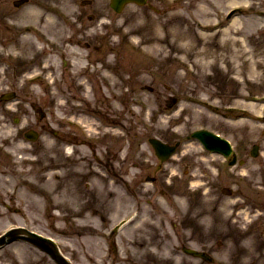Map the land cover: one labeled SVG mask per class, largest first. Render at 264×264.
I'll return each mask as SVG.
<instances>
[{
	"label": "rangeland",
	"instance_id": "rangeland-1",
	"mask_svg": "<svg viewBox=\"0 0 264 264\" xmlns=\"http://www.w3.org/2000/svg\"><path fill=\"white\" fill-rule=\"evenodd\" d=\"M81 1H67L76 10L75 14H84L81 21L75 16L62 19L58 16L66 36L82 37V42L98 45L99 50L93 53L101 59L105 55L116 59L110 64L115 63V73H110L119 82L124 78L127 81L116 94L120 96L117 98L120 111L129 121L126 133L118 129L104 133L106 141H111L112 149H116L115 154L122 149L120 155L127 158L123 165L128 169L119 168L114 184L105 183L101 176L84 180L90 186L95 185L98 198L102 197L100 202L104 201L102 195L107 190L104 186L114 185L110 197L105 199L111 198L118 214L111 224L104 225L105 230L125 217L135 201H142V208L147 210V202L159 204L155 207L163 213L170 211L165 203L171 202L178 211L192 216L193 220L187 223L194 222L198 234L213 238L214 246L220 242L217 249L222 257H230V252L236 250L245 256L240 259L243 264H264V118L260 119L264 117V15H259V11H264V0H148L157 12L147 6L130 4L120 14L110 10L109 0H90L89 5H82ZM232 1L237 5H227ZM67 2L45 0L42 4L46 9L57 4L62 7ZM88 15L94 17L90 19ZM35 16L39 21L44 15L37 11ZM44 17V25L50 26L47 29L51 31L53 25L48 21L52 18ZM68 20L74 21L79 34L68 26ZM234 20L238 24L230 27ZM81 24H85L84 32ZM102 75L101 84L99 81L102 89L106 88L103 77L116 86V79ZM143 86L152 87L153 92L142 90ZM63 88H69L66 76ZM31 89L28 101L43 98L40 88ZM67 96L65 92L61 97L78 109V102ZM171 97L177 103L167 108ZM3 127L5 169L0 176V203L17 209L18 214L0 207V232L8 225H21L53 237L61 253L74 264H102L104 259L109 262L111 258L105 254V232L100 225L90 221L81 224L78 220L71 224V218L79 212L76 203L81 200L80 193L84 192L82 176L88 175L86 171L91 163L88 148H71L75 155L65 159L60 143L48 145L42 140L28 144L17 139L12 121ZM202 129L219 133L233 146H239L242 155L245 154L239 156L243 165L230 168L221 156L205 151L191 137ZM150 137L179 143L176 154L161 163L147 143ZM254 143L259 145L260 152L251 158L249 150ZM91 169L98 175L95 168ZM144 175L158 178V183L153 185L156 188L144 182ZM17 179L32 180L34 187L30 189L39 188L40 197L34 202L27 199V187L16 182ZM128 179L132 180L133 189L143 188L136 192L135 199L133 192L124 190ZM224 187L233 196L221 194ZM46 191L58 203L53 218L49 206L45 208L42 201ZM248 200L258 204L257 211L250 213L244 207ZM238 206L242 207L236 211ZM167 219L177 222L170 213ZM144 224L151 225L149 221ZM126 227L117 233L118 239L122 235L127 239L132 233ZM163 233L164 239H168L169 226ZM166 245L164 242L165 250ZM28 262L53 264L43 253L22 242L0 250V264Z\"/></svg>",
	"mask_w": 264,
	"mask_h": 264
},
{
	"label": "flooded vegetation",
	"instance_id": "flooded-vegetation-1",
	"mask_svg": "<svg viewBox=\"0 0 264 264\" xmlns=\"http://www.w3.org/2000/svg\"><path fill=\"white\" fill-rule=\"evenodd\" d=\"M4 32L6 34L10 35V37L6 38L7 41L3 43L4 45H18L19 44L17 42V40H18V38L20 36L19 35L20 33L18 32V30H13L11 28L6 27L4 29ZM35 39H36V37H35ZM5 62L7 63L6 64L7 72H9V73L14 72V65H12L10 60L6 59ZM6 80H7L8 83L10 81H12V84L9 85V88L14 90L15 89V84H14L15 76L13 78L7 76ZM179 239H180V237H179ZM197 239L198 238H197L196 234L190 233L187 238L178 240L179 250L183 246H188L191 243H196ZM206 240H204V241H206ZM200 245H201V247H204L205 245L208 246V244H205V245L204 244H200ZM201 250H205V249L202 248ZM209 251L215 252L216 250H209ZM178 257H179V259H178L176 264H203V262L199 261L200 259H195V258H191V257L185 258V257H183L182 255H179V254H178ZM145 258L146 259H144V261L146 262V264H164L163 262L158 260L157 257H150V256L147 257L145 255Z\"/></svg>",
	"mask_w": 264,
	"mask_h": 264
},
{
	"label": "bare ground",
	"instance_id": "bare-ground-1",
	"mask_svg": "<svg viewBox=\"0 0 264 264\" xmlns=\"http://www.w3.org/2000/svg\"><path fill=\"white\" fill-rule=\"evenodd\" d=\"M68 0H62V2H67ZM227 5H237V2H235V1H232V2H229ZM226 5V6H227ZM229 8V7H228ZM227 8V9H228ZM30 9V8H29ZM32 9V8H31ZM56 11H59V12H61V13H63V14H69V15H71L72 13V11H73V6L70 4V2H67V3H65V4H62V7H59ZM259 15H264V11H259ZM259 20H261V19H259ZM48 22H51L52 23V25H53V27L54 28H57V26L59 25V28H60V24H59V22L55 19V21L52 19V20H50V21H48ZM238 24V22H236L235 20L234 21H231V24L229 25L230 27H235L236 25ZM214 27V26H213ZM82 97H87V96H81V98ZM120 96L119 95H117V98H119ZM29 184V183H28ZM30 185V184H29ZM30 196V199L32 200V199H35V197H36V195H29ZM26 264H33V262H28V263H26Z\"/></svg>",
	"mask_w": 264,
	"mask_h": 264
},
{
	"label": "water",
	"instance_id": "water-1",
	"mask_svg": "<svg viewBox=\"0 0 264 264\" xmlns=\"http://www.w3.org/2000/svg\"><path fill=\"white\" fill-rule=\"evenodd\" d=\"M124 0H112V3H114V6L117 7V9L119 8V6L122 4ZM136 2H142V0H135ZM200 136V135H199ZM222 150L227 153V148L226 146H223ZM165 153L163 152L162 156L164 155ZM252 154L255 155L256 152L255 151H252ZM34 237H36L35 235H33ZM40 238V237H39ZM41 239V238H40ZM56 257V255H55ZM60 262V260H59ZM61 264H66L64 261L62 262L61 261Z\"/></svg>",
	"mask_w": 264,
	"mask_h": 264
}]
</instances>
